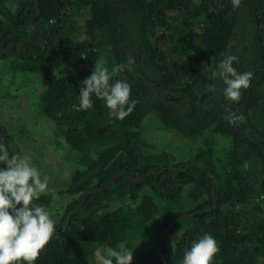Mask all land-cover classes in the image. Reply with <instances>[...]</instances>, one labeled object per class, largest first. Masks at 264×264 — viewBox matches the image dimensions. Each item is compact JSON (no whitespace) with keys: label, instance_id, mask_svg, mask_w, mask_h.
<instances>
[{"label":"trees","instance_id":"obj_1","mask_svg":"<svg viewBox=\"0 0 264 264\" xmlns=\"http://www.w3.org/2000/svg\"><path fill=\"white\" fill-rule=\"evenodd\" d=\"M27 39L37 43L19 46ZM0 47L14 53V69L43 76L41 111L78 160L65 189L78 197L35 264H104L121 242L134 251L140 245V264H180L205 233L219 248L212 264H264V0H240L238 8L231 0H0ZM228 55L238 57L237 72L252 74L235 102L225 99L219 76ZM96 63L110 72L124 66L110 80L131 85L135 107L122 120L94 94L90 109L79 107L81 81ZM150 113L186 138L206 130L226 136L230 148L222 157L211 145L196 148L187 162L146 152L154 146L141 126ZM0 129V141L19 155ZM192 163L205 171L187 168ZM120 172L144 178L120 174L92 191ZM124 199L138 202L103 212ZM50 202V194L36 201Z\"/></svg>","mask_w":264,"mask_h":264},{"label":"clouds","instance_id":"obj_2","mask_svg":"<svg viewBox=\"0 0 264 264\" xmlns=\"http://www.w3.org/2000/svg\"><path fill=\"white\" fill-rule=\"evenodd\" d=\"M231 3L238 8L240 0H231ZM233 62H238L235 55L223 58L219 76L225 85V99L235 102L241 89L249 86L252 74L237 72ZM123 68L117 65L110 72L103 64L96 63L91 74L81 81L79 107L90 109L94 94L105 102L114 118L122 120L129 115L136 103L130 100L131 85L123 79L110 83ZM48 183V176H42L28 158L13 155L7 144L0 141V264H35L40 251L56 232L49 210L36 203L41 195L48 194ZM218 251L216 239L205 233L185 248L180 264H212ZM133 254L134 250L121 242L117 248L107 249L104 264H131Z\"/></svg>","mask_w":264,"mask_h":264},{"label":"rangeland","instance_id":"obj_3","mask_svg":"<svg viewBox=\"0 0 264 264\" xmlns=\"http://www.w3.org/2000/svg\"><path fill=\"white\" fill-rule=\"evenodd\" d=\"M14 7V6H13ZM81 24V23H80ZM13 57L0 56V125L13 147L19 151V156L28 158L38 168L42 176H48V194L51 202L49 210L56 222L63 214L66 206L77 195L65 192L72 172L78 167V160L63 136L56 130L53 121L41 111L40 95L45 88L41 74L13 67ZM142 138L154 148H146V152L166 150L171 152L177 161L187 162L190 151L211 145L216 156L222 157L230 148V139L206 130L195 138L183 137L161 125L154 113L145 118L142 126ZM193 164V163H192ZM255 168L258 166H254ZM138 202V201H137ZM137 202L129 200H112L107 210L116 206ZM187 208H193L194 203L186 200ZM186 226L174 231L170 238L177 239ZM150 238L154 232L149 231ZM139 240V239H138ZM140 245L135 249L131 264H140ZM142 247V246H141Z\"/></svg>","mask_w":264,"mask_h":264},{"label":"water","instance_id":"obj_4","mask_svg":"<svg viewBox=\"0 0 264 264\" xmlns=\"http://www.w3.org/2000/svg\"><path fill=\"white\" fill-rule=\"evenodd\" d=\"M36 11H37V3L35 2V7H34V10H33V14H32V20H31V22H33V19H34V17H35V15H36ZM36 35L38 36V37H40L41 39H43V35H41V34H39V33H36ZM24 41H27V42H32V43H37V42H35V40H32V39H27V40H23V41H21L20 43H19V46H21V44L24 42ZM5 52V53H7L8 55H14V53L11 51V50H8V49H6V48H3V47H0V55H1V52ZM20 55V53L18 52V54H17V56H19ZM195 166H199L198 164H195V163H193V164H190L187 168H193V167H195ZM200 167V166H199ZM201 169H202V171H205V169L204 168H202V167H200ZM120 174H125L127 177H128V179H129V181H131V182H137V181H140V180H142L143 178H144V176H142L141 178H139V179H133V177H131V175H129V174H127V173H123V172H120V173H117V174H115L109 181H108V183L102 188V189H93L92 191H94V192H97V191H100V190H105V189H107V188H109L113 183H114V181L117 179V177L120 175ZM217 184V181L215 180V184H214V187H215V185ZM212 188V196H213V199H214V202H215V195H214V191H215V188ZM84 201H85V196H83L82 197V200H81V203H80V205L76 208L77 210H79L80 209V207H81V205L84 203ZM188 217V215H186V216H183L181 219H184V218H187ZM69 218V217H68ZM176 222V220H174L170 225H169V227L162 233V234H164L171 226H172V224H174Z\"/></svg>","mask_w":264,"mask_h":264},{"label":"flooded vegetation","instance_id":"obj_5","mask_svg":"<svg viewBox=\"0 0 264 264\" xmlns=\"http://www.w3.org/2000/svg\"><path fill=\"white\" fill-rule=\"evenodd\" d=\"M1 130V129H0ZM0 137L2 138L3 137V135L1 134V131H0Z\"/></svg>","mask_w":264,"mask_h":264}]
</instances>
